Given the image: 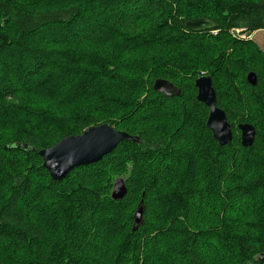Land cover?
I'll use <instances>...</instances> for the list:
<instances>
[{"label":"trees","instance_id":"trees-1","mask_svg":"<svg viewBox=\"0 0 264 264\" xmlns=\"http://www.w3.org/2000/svg\"><path fill=\"white\" fill-rule=\"evenodd\" d=\"M196 19L214 21L217 35L191 32L186 23ZM238 28L264 30V0H0V55L15 49L6 59L18 73L8 80L14 70L0 67V264H264V52L234 36ZM47 36L62 53L58 68L41 51L20 59ZM106 48L111 57L99 61ZM201 73L232 127L226 146L197 100ZM157 79L181 96L154 91ZM104 124L140 143L122 142L100 163L53 181L38 152ZM240 124L255 127L252 147L242 146ZM128 171L127 195L113 201V182ZM37 183L57 194L42 189L27 203ZM240 206L246 213L233 212ZM209 235L217 237L207 251Z\"/></svg>","mask_w":264,"mask_h":264},{"label":"water","instance_id":"water-1","mask_svg":"<svg viewBox=\"0 0 264 264\" xmlns=\"http://www.w3.org/2000/svg\"><path fill=\"white\" fill-rule=\"evenodd\" d=\"M187 28L193 33L213 31L217 24L208 19H196L186 23ZM252 86H257V76L250 73L247 77ZM197 100L204 104L209 116L207 127L213 139L220 145L226 146L233 140V132L227 120L225 111L217 106V95L213 88L211 77L203 76L196 80ZM154 91L166 97H180L182 91L171 82L157 79L154 82ZM241 144L244 148L252 147L255 142L256 129L250 124L238 125ZM122 142L140 143V138L125 132L113 129L109 124L99 125L88 129L78 136H70L61 140L52 148L38 152L43 160V167L51 179L60 182L66 179L74 170L100 163L106 156L112 154ZM27 147V146H25ZM128 188L124 179H117L113 185L112 200L122 201L127 195ZM143 200L137 210L134 222V231L143 224ZM258 261L264 262V254L258 256Z\"/></svg>","mask_w":264,"mask_h":264},{"label":"rangeland","instance_id":"rangeland-1","mask_svg":"<svg viewBox=\"0 0 264 264\" xmlns=\"http://www.w3.org/2000/svg\"><path fill=\"white\" fill-rule=\"evenodd\" d=\"M85 18H87V21L89 20V17H88V15L85 17ZM108 25H109V23L108 24H104V28L106 27H108ZM238 30H242V28H238ZM211 32H213V31H211ZM213 34V33H212ZM240 35H239V37L238 38H240L241 40H252L258 47H259V49L262 51V52H264V30H262V31H258V32H256V33H253L252 35H246L244 32H241V33H239ZM48 37V40H46L45 39V41L44 42H42L43 44H40L41 43V41H40V39H38V40H36L35 38L32 40V41H30L31 43H32V45H33V48L32 47H30L29 46V44L26 46V48H28L29 50H27L26 48H25V50H24V52L22 53V55H20V59L22 60V59H25V57H26V59H27V57L31 54V52L33 51V52H38V51H41V54H43V55H41L40 56V58H42V57H48V59H47V62H49V64L50 63H53L55 66V68H58V66H59V63H58V61H59V59H60V57H61V55H62V53L60 52V50H57L56 49V47H53V46H51V45H47L46 43H48V41L50 42V43H52V37H50V36H47ZM54 39V38H53ZM50 48H53V49H51L50 50ZM31 49V50H30ZM103 50V49H102ZM189 50V52L190 51H194V53H195V57H198V55L196 54V51H201L202 50V46L201 47H199L198 45H194L193 47H192V49L191 48H189L188 49ZM25 51H26V54H25ZM106 51H107V57L103 54V53H100L99 55L97 54V57H98V60L99 61H102L104 58H109V57H111V55H108V53H109V51H108V48H106ZM15 52H16V50L15 49H13V48H11V47H9V48H4L3 49V52H2V54L0 55V67H3L2 69L3 70H1V72H3V75L4 74H6L7 75V72H9V71H12L13 72V70H14V73L13 74H11V75H9V79L8 80H12L13 79V81H16L17 80V76H18V73H17V69H14L15 68V66H14V64H13V62H11V61H9V60H7V59H9L8 57L9 56H12V55H14L15 54ZM43 52V53H42ZM102 52V51H101ZM189 52H187L186 50L183 52V55L184 56H186V55H188V53ZM18 53V52H17ZM85 54H86V58H82L84 61H91L92 59H93V56H94V51L93 50H87L86 52H84ZM54 54V55H53ZM190 54V53H189ZM48 55V56H47ZM191 55V54H190ZM6 57H7V59H6ZM26 59H25V61H26ZM97 60V59H96ZM97 60V63L96 64H98V61ZM52 68H54L53 66H51ZM60 71V70H59ZM100 73H102L103 72V74H101L100 75V77H99V80H101L102 78H103V81L104 80H107L108 78H107V76L109 77L110 76V73H108V74H105L104 73V71H101V70H98ZM98 71H96L97 73H98ZM95 72V71H94ZM105 74V75H104ZM103 75V76H102ZM62 76V75H61ZM95 76H97V75H95ZM203 76H206V74L205 73H201V75H200V77H203ZM41 80V79H40ZM39 82V81H38ZM36 84H39V83H36ZM23 89V86H22V84H20L19 85V88H18V90L19 91H21ZM41 90V89H40ZM21 93V92H20ZM37 94H39V92L37 91ZM27 101V100H26ZM27 104H28V101H27ZM161 106V105H160ZM171 111V110H170ZM173 111H171L170 113H172ZM175 112V111H174ZM182 113V112H181ZM158 116V115H157ZM154 160V159H153ZM153 160H149L148 161V166H150V168L152 169V168H155L156 167V164H155V162L153 161ZM147 163V162H146ZM176 167V164L174 163H170V164H168L167 165V171H168V173L170 172V171H172V170H174V168ZM75 177H73V178H77L76 176H81V174H75L74 175ZM120 176H122V177H120ZM118 178H116V180L117 179H127V177L128 176H131V174H130V171H128V172H126V173H124L123 175L121 174ZM115 180V181H116ZM115 181L113 182V183H115ZM147 185V184H146ZM52 190V191H54L55 193H56V189L52 186H48V184H45V183H37V187H36V192L34 193V194H32V196L28 199V201H27V203L29 202H31V203H33V204H35V203H37L38 202V200H39V197H38V192L40 191V190ZM50 192V191H49ZM51 193V192H50ZM51 194H53V193H51ZM57 194V193H56ZM54 195V194H53ZM55 196V195H54ZM140 196H141V191L140 190H138V193H137V200H139V198H140ZM50 203H53V201H50ZM184 207V208H183ZM186 207V208H185ZM199 208H202V205H199ZM199 208L197 209V210H199ZM34 209V207L32 208V209H30L29 208V204L27 205V212H30V213H35L34 215H33V217H35V216H37L38 214V212L36 211H31V210H33ZM36 209V208H35ZM40 208H37V210H39ZM181 210H184V211H189V207L188 206H186V205H184V206H182V208H181ZM191 210V212H196L197 210L196 209H190ZM221 208L218 210V213L219 214H221ZM233 212L234 213H238V212H241V213H246V208L245 207H242V206H240V207H237L236 209H234L233 210ZM229 215L230 214H228V213H226V212H224L223 213V216H222V218H223V220L225 219V218H228L229 217ZM192 218H196V219H200V218H202V217H200L199 216V214L196 216V215H194V216H192ZM104 220V218L101 220V221H103ZM225 223H226V221H224V225H225ZM229 225V224H228ZM227 226V225H226ZM225 229L227 230V227H225ZM227 233H231V231H227ZM226 233V234H227ZM222 236H224V238L226 237L225 235H222ZM213 237V238H212ZM216 237H217V235H215V236H211L210 237V235L209 236H205L204 237V239L207 241V243H206V246H205V248H206V250L207 251H210V249L212 248V246L210 245V241L212 240V239H216ZM222 238V237H221ZM223 238V239H224ZM225 239H228V238H225ZM209 240V241H208ZM230 249V248H229ZM212 250V249H211ZM214 250H217V247L215 246V248H214ZM231 250V249H230ZM226 254V253H225Z\"/></svg>","mask_w":264,"mask_h":264},{"label":"built area","instance_id":"built-area-1","mask_svg":"<svg viewBox=\"0 0 264 264\" xmlns=\"http://www.w3.org/2000/svg\"><path fill=\"white\" fill-rule=\"evenodd\" d=\"M242 32V30L240 31V30H235V31H233L232 32V34L234 35V36H237V38L239 37V33H241ZM213 33V35H217V31H213L212 32Z\"/></svg>","mask_w":264,"mask_h":264}]
</instances>
